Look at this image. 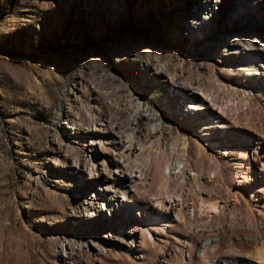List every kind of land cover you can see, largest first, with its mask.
Instances as JSON below:
<instances>
[{
    "label": "rangeland",
    "instance_id": "obj_1",
    "mask_svg": "<svg viewBox=\"0 0 264 264\" xmlns=\"http://www.w3.org/2000/svg\"><path fill=\"white\" fill-rule=\"evenodd\" d=\"M247 1L217 0L210 12L202 0H0V264H88L94 233L125 230L122 223L110 228L116 211L84 203L103 179L117 178L106 155L114 132L123 145L139 148L121 156L132 168L139 164L149 195L163 186L169 155L189 165L184 194H196L202 180L190 183V173H203L211 152L185 126L206 120L210 109H199L187 124L177 102L188 91L175 86L206 94L231 115L230 93L221 86L234 83L236 71L230 74L212 50L264 35V0L251 14L240 9ZM261 106L254 102L252 115L235 120L238 128L264 134ZM106 158L107 171L97 179ZM224 172L237 173L234 165ZM136 204L149 212L147 199ZM181 230L170 226L162 239Z\"/></svg>",
    "mask_w": 264,
    "mask_h": 264
},
{
    "label": "bare ground",
    "instance_id": "obj_2",
    "mask_svg": "<svg viewBox=\"0 0 264 264\" xmlns=\"http://www.w3.org/2000/svg\"><path fill=\"white\" fill-rule=\"evenodd\" d=\"M259 1L248 0L240 9L249 14L257 12ZM202 4L210 12L218 6L217 0H202ZM214 47L212 56L230 74L236 71L234 83L221 86L222 91L230 93L227 107L231 115L215 109L206 94L175 86L188 91L182 93L177 102L181 119L187 124L199 109H210L206 120L185 126L211 152L206 157V170L200 174L190 173L189 182L196 184L201 179V186L195 190L196 194H184L188 164L183 159L174 162L169 155L162 168L163 186L157 194L149 195L151 183L141 181L139 164L132 168L128 165L130 162L121 156L125 151L136 154L139 148L133 143L123 145L120 135L114 132L107 140L112 152L106 155L111 163L117 165L114 171L117 178L103 179L97 192L84 203L102 209L107 207L106 212L116 211V225L110 228H120L117 224L122 223L125 230L121 227L120 233L111 230L94 233L96 239L94 244L91 241V249L96 252L94 257L90 256L88 264H101L103 261L106 264H264V220L257 221L259 204L264 202V134L248 127L238 128L235 123V120L252 115L259 108L252 107L254 102H261V109L264 108V35L260 38L239 36L223 49ZM207 65L210 66L209 63ZM259 123L264 127V120ZM217 136L219 141L215 140ZM203 154L201 150L200 158ZM105 160L107 158L101 160L102 168L95 177L97 179L107 171ZM160 160L156 158L157 166L161 164ZM233 165L237 173L225 175L224 168ZM115 179L120 184L119 188L111 186ZM139 197L150 201L149 212H141L137 207L136 199ZM184 202L187 207L185 214L181 208ZM232 209L238 212L237 215L225 218L224 213ZM132 216L135 218L133 223L125 222ZM224 222L226 224L222 225ZM170 226L182 227V232L179 236L163 240L162 235ZM231 243L237 246L230 247ZM243 245L259 247L254 254H243Z\"/></svg>",
    "mask_w": 264,
    "mask_h": 264
}]
</instances>
